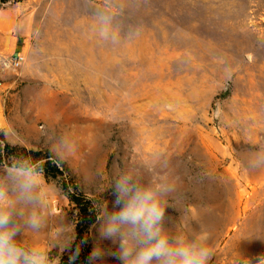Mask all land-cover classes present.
<instances>
[{"label":"rangeland","instance_id":"obj_1","mask_svg":"<svg viewBox=\"0 0 264 264\" xmlns=\"http://www.w3.org/2000/svg\"><path fill=\"white\" fill-rule=\"evenodd\" d=\"M116 3L123 31L139 34L112 45L93 31L103 0H0L30 25L23 64H0V134L60 159L98 209L111 208L118 170L139 169L144 183L166 179L171 231L206 233L209 264H256L264 169L245 160L264 146V0ZM64 137L70 149L53 151ZM44 180V226L23 240L60 264L78 212Z\"/></svg>","mask_w":264,"mask_h":264},{"label":"clouds","instance_id":"obj_2","mask_svg":"<svg viewBox=\"0 0 264 264\" xmlns=\"http://www.w3.org/2000/svg\"><path fill=\"white\" fill-rule=\"evenodd\" d=\"M121 14L116 0H103L96 7L93 31L100 41L118 45L139 34L131 27L123 31ZM70 147L64 137L53 151ZM245 165L251 171L264 169V146L249 152ZM173 190L164 178L144 183L139 169L118 170L111 184L112 206H100L97 239L85 264H209L213 250L206 233L173 232L166 226ZM48 206L42 162L24 155L13 157L0 170V264H59L48 250L23 240L28 232L42 230ZM105 240L113 247H105ZM78 257L77 250L71 259L75 262ZM256 264H264V255L256 257Z\"/></svg>","mask_w":264,"mask_h":264},{"label":"trees","instance_id":"obj_3","mask_svg":"<svg viewBox=\"0 0 264 264\" xmlns=\"http://www.w3.org/2000/svg\"><path fill=\"white\" fill-rule=\"evenodd\" d=\"M20 155L42 162L44 177L58 183L63 194L78 212L73 249L70 254L62 257L60 264H85L91 251V228L97 222L99 214L97 204L82 191L79 183L69 174L60 159L48 151L13 146L0 134V165L10 164L13 157ZM77 250L79 257L73 262L71 257Z\"/></svg>","mask_w":264,"mask_h":264},{"label":"crops","instance_id":"obj_4","mask_svg":"<svg viewBox=\"0 0 264 264\" xmlns=\"http://www.w3.org/2000/svg\"><path fill=\"white\" fill-rule=\"evenodd\" d=\"M30 25L20 7L0 9V64L17 54L25 55L30 40Z\"/></svg>","mask_w":264,"mask_h":264},{"label":"built area","instance_id":"obj_5","mask_svg":"<svg viewBox=\"0 0 264 264\" xmlns=\"http://www.w3.org/2000/svg\"><path fill=\"white\" fill-rule=\"evenodd\" d=\"M24 62V56L22 54H17L11 59V64L13 67L18 68Z\"/></svg>","mask_w":264,"mask_h":264}]
</instances>
